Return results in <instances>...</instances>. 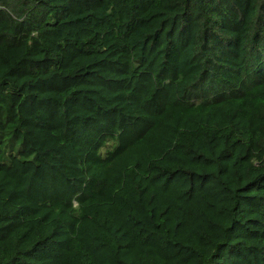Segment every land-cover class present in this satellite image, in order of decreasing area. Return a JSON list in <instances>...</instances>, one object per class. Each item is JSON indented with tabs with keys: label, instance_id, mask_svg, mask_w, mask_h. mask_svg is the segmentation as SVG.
<instances>
[{
	"label": "trees",
	"instance_id": "1",
	"mask_svg": "<svg viewBox=\"0 0 264 264\" xmlns=\"http://www.w3.org/2000/svg\"><path fill=\"white\" fill-rule=\"evenodd\" d=\"M0 264H264V0H0Z\"/></svg>",
	"mask_w": 264,
	"mask_h": 264
}]
</instances>
